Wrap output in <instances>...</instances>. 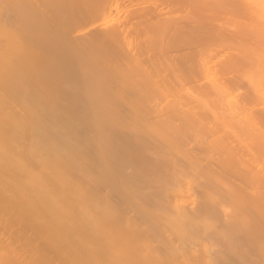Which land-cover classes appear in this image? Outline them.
<instances>
[{"label":"bare ground","instance_id":"obj_1","mask_svg":"<svg viewBox=\"0 0 264 264\" xmlns=\"http://www.w3.org/2000/svg\"><path fill=\"white\" fill-rule=\"evenodd\" d=\"M0 264H264V0H0Z\"/></svg>","mask_w":264,"mask_h":264}]
</instances>
